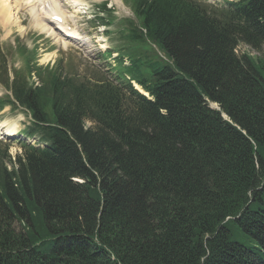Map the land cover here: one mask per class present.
<instances>
[{
	"label": "trees",
	"instance_id": "trees-1",
	"mask_svg": "<svg viewBox=\"0 0 264 264\" xmlns=\"http://www.w3.org/2000/svg\"><path fill=\"white\" fill-rule=\"evenodd\" d=\"M123 1L114 81L59 61L32 87L0 55V109L47 145L0 153V264H264V55L236 53L264 45V0Z\"/></svg>",
	"mask_w": 264,
	"mask_h": 264
},
{
	"label": "rangeland",
	"instance_id": "rangeland-1",
	"mask_svg": "<svg viewBox=\"0 0 264 264\" xmlns=\"http://www.w3.org/2000/svg\"><path fill=\"white\" fill-rule=\"evenodd\" d=\"M57 2L61 6L63 14L67 15L69 20L71 18L70 25H73L79 31L82 39L87 44L80 48L70 43L65 45L63 41V45L62 41L56 38L55 35L40 31V27L34 25L33 17L27 11H20L18 12V25H14L10 29H5L0 25V53L5 59L10 73L12 72L11 70L20 71L26 74L29 82L32 83V81H37L38 79L36 70H45L47 65H49V68L51 65L55 67L58 61L62 60L64 74L70 75L74 79L78 77L81 79H92L95 77L94 75H102L104 73L108 77H114L117 73V63L115 62L116 57H118L117 50L127 45L122 41L120 34L117 33L121 29L118 28L117 23L124 20L137 22L131 4L122 3L119 0H82L86 10L83 9L81 10L82 12L79 11L77 13V11L72 9V14H70L71 11L65 5L66 2L63 3L64 0H57ZM66 4L68 5L69 3L67 2ZM101 4H106L107 8L111 9V15L115 17L112 26H103L98 21L99 17L96 7ZM84 10L86 15L83 14ZM100 16L103 17L104 23H107L106 17L109 20L111 18L105 14ZM105 52H107L106 58H100V54ZM236 53L239 56L246 55L251 58L262 57L264 55V45L260 51L240 45L237 47ZM26 58L31 61L30 66L33 67L32 72H34L32 75L26 73ZM123 65L127 66L128 62L125 60ZM5 95V90L0 87V99ZM3 121L7 122L8 125L16 123L18 132H22L23 126H26L29 121V116L23 110L12 111L8 108L0 111V122ZM19 138L12 143L18 141ZM12 143H7L6 140L0 138V153L7 151L8 155L3 162L8 171L12 169L11 163H15L14 160L21 154L19 146ZM6 146H9V148L6 149ZM14 227L17 232H22L20 224L16 221ZM231 239L240 244L250 245L252 243L238 230L232 231ZM259 256L264 260V253L260 252Z\"/></svg>",
	"mask_w": 264,
	"mask_h": 264
},
{
	"label": "bare ground",
	"instance_id": "bare-ground-1",
	"mask_svg": "<svg viewBox=\"0 0 264 264\" xmlns=\"http://www.w3.org/2000/svg\"><path fill=\"white\" fill-rule=\"evenodd\" d=\"M64 2H68V5L73 10L77 11V13L83 10L82 0H64ZM24 10L33 17V23L35 26L40 27V31L48 32L50 35H55L56 37L57 32L54 25H57V29L59 31H64L67 36H74L77 39L80 38L79 31L76 30L73 25L72 27L70 26V21L67 19L66 15L63 14L61 6L57 0H0V25L5 29H10L12 26L18 25V12ZM54 17L60 18L62 23L58 24L52 21ZM62 38L65 40H60L64 41L66 45L69 40L65 37ZM135 87L140 91V93L144 94L140 88L137 86ZM16 133L17 126L15 124L8 125L7 122H0V137L11 139V137H15Z\"/></svg>",
	"mask_w": 264,
	"mask_h": 264
},
{
	"label": "water",
	"instance_id": "water-1",
	"mask_svg": "<svg viewBox=\"0 0 264 264\" xmlns=\"http://www.w3.org/2000/svg\"><path fill=\"white\" fill-rule=\"evenodd\" d=\"M212 109H215V110H218V108H216V107H211Z\"/></svg>",
	"mask_w": 264,
	"mask_h": 264
}]
</instances>
